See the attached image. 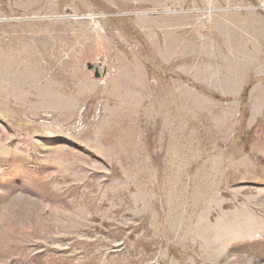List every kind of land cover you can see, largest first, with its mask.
I'll list each match as a JSON object with an SVG mask.
<instances>
[{
	"label": "rangeland",
	"instance_id": "obj_1",
	"mask_svg": "<svg viewBox=\"0 0 264 264\" xmlns=\"http://www.w3.org/2000/svg\"><path fill=\"white\" fill-rule=\"evenodd\" d=\"M0 264H264V0H0Z\"/></svg>",
	"mask_w": 264,
	"mask_h": 264
}]
</instances>
